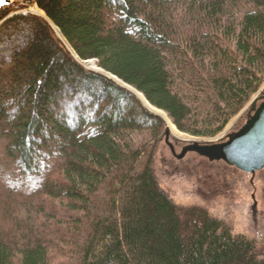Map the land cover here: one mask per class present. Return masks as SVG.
Returning <instances> with one entry per match:
<instances>
[{
  "label": "trees",
  "instance_id": "16d2710c",
  "mask_svg": "<svg viewBox=\"0 0 264 264\" xmlns=\"http://www.w3.org/2000/svg\"><path fill=\"white\" fill-rule=\"evenodd\" d=\"M32 5L79 59L192 136L219 133L264 81V0L0 8V264H264V239L163 194L164 120L19 12Z\"/></svg>",
  "mask_w": 264,
  "mask_h": 264
},
{
  "label": "rangeland",
  "instance_id": "374dc122",
  "mask_svg": "<svg viewBox=\"0 0 264 264\" xmlns=\"http://www.w3.org/2000/svg\"><path fill=\"white\" fill-rule=\"evenodd\" d=\"M17 2L22 3L23 0H14L12 3ZM35 7L32 5L19 12L44 16L31 12V10H35ZM67 48L74 54L70 47L67 46ZM80 64L88 70L99 72L111 78L102 69L100 72ZM111 79L128 89L113 77ZM128 90L133 93L131 89ZM261 96H264V81L241 111L233 116L223 129L213 137L192 136L179 131L174 126L177 132L186 137V139H179L172 133L170 134V141L173 143L176 152H179L183 145L192 140L202 142L225 140L228 134L235 132L236 122L247 117L252 101ZM258 104L259 101H257ZM152 170L159 189L173 203L181 206L204 208L210 215L227 224L234 234L247 238L264 239V169L251 176L233 167H228L221 161L209 162L207 159L192 153H188L183 159L177 160L172 157L169 148L162 139L157 143L153 152Z\"/></svg>",
  "mask_w": 264,
  "mask_h": 264
},
{
  "label": "water",
  "instance_id": "95a60500",
  "mask_svg": "<svg viewBox=\"0 0 264 264\" xmlns=\"http://www.w3.org/2000/svg\"><path fill=\"white\" fill-rule=\"evenodd\" d=\"M13 1L0 0V8L10 5ZM41 17L53 26L45 15ZM257 101H259L258 105ZM170 134V130L166 126L163 141L175 159L181 160L188 153H194L209 162L221 161L253 176L256 172L264 169V96L252 101L244 125L237 131L228 134L223 141L192 140L183 145L179 152H176L170 141Z\"/></svg>",
  "mask_w": 264,
  "mask_h": 264
},
{
  "label": "bare ground",
  "instance_id": "6f19581e",
  "mask_svg": "<svg viewBox=\"0 0 264 264\" xmlns=\"http://www.w3.org/2000/svg\"><path fill=\"white\" fill-rule=\"evenodd\" d=\"M31 12H34L38 15H44V13L39 10L37 7H35V10H31ZM53 30L55 32V34L61 39V41L66 42V40L63 38V36L61 35V33L59 32V30L53 25ZM67 44V42H66ZM68 47H70L68 44L66 45ZM71 49V48H70ZM75 55V54H73ZM80 63H82L84 66L90 68V69H95L97 71L101 72V69L99 67H97L96 62L94 60H81L79 59L76 55L74 56ZM104 72V71H103ZM106 75L110 76L111 78L113 77L114 79H116L120 84L126 86L128 89H131L133 91V93L135 95H137V98L143 103V105H145L151 112L158 114L159 116H161L166 124L167 127L170 130V133H172L174 136H176L179 139H186V137L177 132L176 128L174 127V125L169 121V119L167 118V116L164 114V112H162L161 110H159L158 108H155L154 106H152L143 96L142 94H140L138 91H136L135 89L131 88L130 86L122 83L121 81H119L117 78H115L114 76L106 73Z\"/></svg>",
  "mask_w": 264,
  "mask_h": 264
},
{
  "label": "flooded vegetation",
  "instance_id": "af4514ba",
  "mask_svg": "<svg viewBox=\"0 0 264 264\" xmlns=\"http://www.w3.org/2000/svg\"><path fill=\"white\" fill-rule=\"evenodd\" d=\"M252 198H253V196H252Z\"/></svg>",
  "mask_w": 264,
  "mask_h": 264
}]
</instances>
